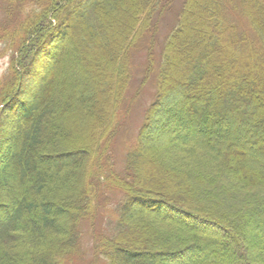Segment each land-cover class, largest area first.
Wrapping results in <instances>:
<instances>
[{
  "label": "trees",
  "instance_id": "obj_1",
  "mask_svg": "<svg viewBox=\"0 0 264 264\" xmlns=\"http://www.w3.org/2000/svg\"><path fill=\"white\" fill-rule=\"evenodd\" d=\"M0 1V49L13 51L0 119L16 116L0 138V264H264V0H212L184 50L203 0H33L27 18L23 0ZM140 51L134 97L147 105L124 142ZM36 57L47 70H33ZM32 74L41 82L27 96Z\"/></svg>",
  "mask_w": 264,
  "mask_h": 264
},
{
  "label": "rangeland",
  "instance_id": "obj_2",
  "mask_svg": "<svg viewBox=\"0 0 264 264\" xmlns=\"http://www.w3.org/2000/svg\"><path fill=\"white\" fill-rule=\"evenodd\" d=\"M21 2V1H20ZM179 2H177V4L179 5ZM212 0H203V3L198 4V9L193 10L188 16H187V28H192L196 31V34L194 36H187L186 39L184 38L182 41H180V43L178 44V49L179 50H184L185 46L191 45L192 43H196L199 40V34L201 32V29L203 27V16L201 15L203 11H205L207 9V5H209V3H211ZM1 3V1H0ZM23 8H24V12L22 13V17L23 18H27V17H32L31 13L34 10H38V7L35 6L36 4L33 2V0H23ZM1 5V4H0ZM176 5L174 8L172 7L170 11H167V15L163 13L164 19L161 21L160 24V29L159 30V34L160 36V41L162 40V38L164 37V35L171 29L169 27H173L176 24L177 21V15L179 10L177 11V9H179L180 6ZM200 10V12L198 11ZM1 13V11H0ZM2 18V16H0ZM261 21L264 23V16L261 18ZM17 29V27H16ZM14 28H12V30H16ZM2 46V45H1ZM4 46L2 47V49H0V83L4 80V82L2 83V85L0 86L3 87L6 84V80H8L9 78H11V63H12V55H13V51H2L4 49ZM50 46V45H49ZM160 47V46H159ZM158 47V48H159ZM202 47V46H201ZM53 49V48H52ZM35 50V49H34ZM58 50H56L55 52H57ZM16 54V53H15ZM14 54V55H15ZM53 54H51L52 56ZM48 57V59H52V57ZM137 60L135 62V69H134V73L133 75L135 76V79L133 81V83L135 84V88L133 89V91L130 93V98L131 101L130 102V106L128 107V114L126 115L125 119V123L123 124V126L121 127L120 130H122V134L121 136H123V140L124 142L127 141H133L135 138V135L138 133V130L141 126V124L143 123V114H144V108L146 104L143 103H139L141 100H138L134 97V91L136 93V89L140 79L142 80V78L144 77V73H143V68L141 67L140 64L145 62L146 59V53L144 54L143 51L138 52V55L136 53ZM81 64L83 67H85L86 69H88L90 71V73H94L98 71V67H99V62L96 58H84V56L81 55ZM43 61V60H42ZM68 62V61H67ZM73 62V61H72ZM42 65L44 64V62H40ZM48 64L43 65V67H41V72H44L45 70H47L46 68H48ZM72 66L74 68L77 69V65L75 63H72ZM36 71V70H35ZM37 71H40V69H37ZM37 73V72H36ZM258 77L260 78V84L264 85V79H262V72L256 71ZM25 76V73L24 75ZM29 76V75H28ZM39 75L38 74H32L31 77H27L30 81V83L28 84L27 82V96L29 94V92L31 93L32 88H34V86L37 84V77ZM27 79V80H28ZM25 79V81H27ZM41 81H39L40 84ZM24 83V78L22 80H20L19 84L22 86ZM37 84V85H39ZM32 85V86H30ZM148 87V84L145 88ZM26 92V91H25ZM144 96L146 99H152V89L147 88L145 90ZM21 97V96H20ZM12 98V97H11ZM134 98V100H133ZM136 99V100H135ZM4 108L3 104L0 105V113L2 112L1 110ZM15 111L13 109H9L7 110V113H3L1 119H0V138L2 140L4 139H9L13 129H14V122H16V116H15ZM124 119V120H125ZM76 128H74L75 130ZM119 146L117 149V155L118 156H122V152L119 151V148H121V141L118 142ZM128 144H130V142H128ZM157 164H155V162L152 160V173L154 177H158L161 180L167 182L169 185L174 186L175 185V181L174 177L169 175L165 170H163L161 167H155ZM3 162H0V168L3 169ZM5 168V167H4ZM159 179V180H160ZM189 195L192 196L191 193H188ZM194 195V194H193ZM116 198H113L110 200V203L115 202ZM117 201V200H116ZM114 204V203H112ZM111 204V205H112ZM110 205V206H111ZM118 214L116 212V208L115 206H111L109 211L107 212V215L105 216V225H104V231L108 234L112 233V228L117 225L118 222ZM110 228V230H108L106 227ZM262 228L260 226H257L255 231L257 234L262 233ZM256 234V235H257ZM249 245V249L253 252L254 250H257V245L254 242H252L251 244L248 243ZM85 253V252H84ZM93 258V256H92ZM90 260H86L83 257H80V260L77 261L76 264H102V262L100 261H95L93 259ZM186 261V262H184ZM191 263L192 259H188V260H182L180 261H176V263Z\"/></svg>",
  "mask_w": 264,
  "mask_h": 264
},
{
  "label": "bare ground",
  "instance_id": "obj_3",
  "mask_svg": "<svg viewBox=\"0 0 264 264\" xmlns=\"http://www.w3.org/2000/svg\"><path fill=\"white\" fill-rule=\"evenodd\" d=\"M55 41L53 42V47H54V49L56 48V46H58V43H59V41L57 40V39H54ZM38 57V56H37ZM37 57L32 61V66H33V70L35 71V70H37L36 68L38 67V64H37ZM36 67V68H35ZM39 68V67H38ZM40 69V73H41V68H39ZM20 91H22L23 92V90H22V88L20 89ZM21 92V93H22Z\"/></svg>",
  "mask_w": 264,
  "mask_h": 264
}]
</instances>
